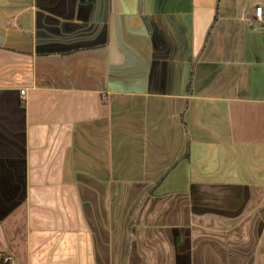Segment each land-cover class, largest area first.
I'll return each instance as SVG.
<instances>
[{
    "label": "crops",
    "instance_id": "crops-1",
    "mask_svg": "<svg viewBox=\"0 0 264 264\" xmlns=\"http://www.w3.org/2000/svg\"><path fill=\"white\" fill-rule=\"evenodd\" d=\"M0 264H264V0H0Z\"/></svg>",
    "mask_w": 264,
    "mask_h": 264
},
{
    "label": "built area",
    "instance_id": "built-area-1",
    "mask_svg": "<svg viewBox=\"0 0 264 264\" xmlns=\"http://www.w3.org/2000/svg\"><path fill=\"white\" fill-rule=\"evenodd\" d=\"M261 13H262V9L260 7H257V8L254 9V17L260 23H262V21H261ZM21 95H24V92H21ZM3 263H6V260H4Z\"/></svg>",
    "mask_w": 264,
    "mask_h": 264
}]
</instances>
